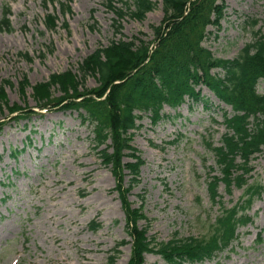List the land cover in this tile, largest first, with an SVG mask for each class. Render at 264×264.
I'll use <instances>...</instances> for the list:
<instances>
[{
    "label": "rangeland",
    "instance_id": "obj_1",
    "mask_svg": "<svg viewBox=\"0 0 264 264\" xmlns=\"http://www.w3.org/2000/svg\"><path fill=\"white\" fill-rule=\"evenodd\" d=\"M153 1L157 7L141 22L131 18L130 1L127 6L121 0H71L65 14L55 4L48 13L55 14L58 24L49 32L41 0H0V19L10 7L12 26L11 33L0 32V86L10 83L4 86L6 107L0 119V264H110L116 245L129 242L113 192L115 181L91 145L92 128L82 124L77 113L54 105L39 111L32 88L51 75L77 76L79 65L95 50L118 41L112 26L116 11L124 14L119 21L123 40L153 42L152 27L163 18L160 0ZM223 2L224 18L219 29H208L203 47L217 59L233 60L256 34H264V0ZM96 87L95 77L89 76L85 88ZM256 89L264 95V80ZM200 90L208 109L190 102L176 113L166 108L170 121L152 126L145 118L130 143L144 164L129 201L141 209L154 244L199 238L219 214L206 188L207 175L219 174L206 147L220 145L226 109L205 88ZM51 92L54 98L61 96L58 89ZM15 107L27 114L9 116ZM251 168L255 181L264 186V151ZM130 180L125 173L126 187ZM219 193L227 207L242 195L241 190L229 194L223 187ZM248 213L253 224L238 230L232 251L203 264H264V192ZM93 222L101 226L96 232L89 230ZM146 226L139 222L140 228ZM259 235L263 242L255 245ZM119 251L114 264H127L130 245ZM144 264L164 263L158 255L147 254Z\"/></svg>",
    "mask_w": 264,
    "mask_h": 264
},
{
    "label": "trees",
    "instance_id": "obj_2",
    "mask_svg": "<svg viewBox=\"0 0 264 264\" xmlns=\"http://www.w3.org/2000/svg\"><path fill=\"white\" fill-rule=\"evenodd\" d=\"M67 1L59 4L58 0H41V4L48 11L49 6L57 3L65 14L71 0ZM121 1L127 6V1L131 2L130 16L139 22L157 7L153 0ZM160 4L163 18L158 27H152L153 42L146 43L136 37L123 40L119 21L124 14L116 11L112 26L120 36L118 41L95 50L79 65L77 76L51 75L46 83L32 90L38 109L54 105L76 112L81 122L93 129L92 144L100 153L101 163L110 170L115 181L113 192L118 195L125 216V231L131 240L127 264H144L146 254L159 255L164 264L202 263L230 251L238 241V228L252 223L247 212L264 191L251 176V163L264 151V95L256 91L259 81L264 80V34H256L254 42L246 45L237 58L216 59L203 47V42L208 37V28L220 27L226 9L223 0H160ZM10 14L6 7L0 32H12ZM43 23L47 31L53 32L58 18L54 13L46 14ZM214 70L221 74H213ZM89 76L97 82L93 90L85 88ZM20 84L25 89L27 79L23 78ZM8 85L5 81L0 86V119L6 107L4 86ZM201 87L232 110L231 115L225 113L223 117L226 133L221 137V145L207 146L220 173V177L210 175L207 184L211 203L219 206V215L199 238H172L166 243L154 244L153 238H147L149 224L141 209L132 208L128 200L144 164L130 146L132 132L141 128L138 123L145 117L153 125L170 119L163 114L164 108L176 111L186 100L202 103L206 109L208 101L201 98ZM54 89L60 91V97H53L51 90ZM9 112V116L27 114L17 107ZM127 157L134 158V163H125ZM126 172L131 177L127 187ZM220 185L229 194L232 189L242 190L238 203L231 208L225 207L218 194ZM140 221L147 226L140 229ZM99 228L94 222L89 225L92 232ZM260 243L258 238L256 244ZM125 244H117L109 258L110 264H114L119 248Z\"/></svg>",
    "mask_w": 264,
    "mask_h": 264
}]
</instances>
